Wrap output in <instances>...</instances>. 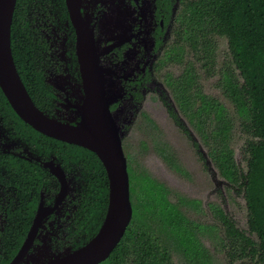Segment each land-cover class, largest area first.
Returning a JSON list of instances; mask_svg holds the SVG:
<instances>
[{"label": "flooded vegetation", "instance_id": "af4514ba", "mask_svg": "<svg viewBox=\"0 0 264 264\" xmlns=\"http://www.w3.org/2000/svg\"><path fill=\"white\" fill-rule=\"evenodd\" d=\"M29 1L25 20L32 25L33 54L41 69L31 90L37 100L49 103L44 110L37 106L40 110L76 125L81 121L80 106L98 87L95 93L108 101L123 141L140 119L137 115L150 93L158 94L174 114L172 91L166 84L168 95L158 79L165 83L182 79L188 64L196 63L188 48L183 64L172 56L180 48L181 16L194 0ZM81 35L88 36L89 46H83ZM174 67L181 69L179 75L170 73ZM141 115L151 124L144 112ZM54 140L41 138L17 122L8 108L0 107V264H11L19 254L39 210L42 218L18 264L45 261L83 245L88 241L81 235L93 232L89 225L102 224V215H87L93 190L87 176L92 167L86 166L84 157L70 154L71 146L78 145ZM126 156L127 161L139 162Z\"/></svg>", "mask_w": 264, "mask_h": 264}, {"label": "trees", "instance_id": "16d2710c", "mask_svg": "<svg viewBox=\"0 0 264 264\" xmlns=\"http://www.w3.org/2000/svg\"><path fill=\"white\" fill-rule=\"evenodd\" d=\"M30 6L29 0H17L12 52L30 96L44 110L48 101L37 100L31 90L41 69H37L33 54L32 25L25 20ZM177 33L180 48L172 51L174 60L183 64L188 48L200 68L195 69L196 63L190 62L182 79H166V84L180 112L208 147L216 169L243 194L248 231L237 227L234 219L217 205H211L213 225L190 218L191 213L200 214L199 200L177 195L172 202V191L128 158L133 218L118 246L101 264H176L174 257L185 264H264V0H194L186 5ZM219 37L227 40L229 53L217 70ZM39 45L42 48L44 44L40 41ZM199 70L210 77L220 75L217 87L234 106L235 116L218 99L203 92ZM0 107L8 108L17 122L41 138L55 141L24 123L1 88ZM172 116L176 120V115ZM237 120L246 137V171L237 163L231 145ZM71 148V155L84 157L86 166L92 167V174L87 176L93 187L87 215H102L103 223L109 204L106 169L95 153L79 146ZM158 152L171 168L182 171L166 149L160 148ZM100 223L89 225L94 226L93 232L81 236L89 241ZM203 238L211 241L214 253L205 246Z\"/></svg>", "mask_w": 264, "mask_h": 264}, {"label": "water", "instance_id": "95a60500", "mask_svg": "<svg viewBox=\"0 0 264 264\" xmlns=\"http://www.w3.org/2000/svg\"><path fill=\"white\" fill-rule=\"evenodd\" d=\"M16 4L17 0H0L2 92L16 114L36 131L95 153L103 163L109 180L108 209L97 233L83 245L71 246L45 261L32 259L29 264H101L118 246L133 218L128 161L123 147L124 133L110 115L108 101L95 93L98 88L95 86L94 92L85 100V106H80L81 121L76 125L58 121L35 105L18 72L12 52L11 31ZM87 38V35L84 38L81 35V43L85 47L90 44ZM56 174L62 177L57 171ZM41 218L39 210L27 242L11 264L21 262Z\"/></svg>", "mask_w": 264, "mask_h": 264}, {"label": "rangeland", "instance_id": "374dc122", "mask_svg": "<svg viewBox=\"0 0 264 264\" xmlns=\"http://www.w3.org/2000/svg\"><path fill=\"white\" fill-rule=\"evenodd\" d=\"M217 43V70H219L227 59L228 43L225 38H216ZM187 57V55H186ZM191 61V59H190ZM198 69L200 65L198 64ZM181 69L173 68L170 73L179 75ZM200 72V70H199ZM200 83L203 92L210 97H214L222 103L226 109L235 116V110L217 87L220 79L219 74L210 77L200 72ZM161 86H165L167 94L171 95L165 81L158 79ZM172 110L178 118V122L172 117L168 107L161 101L159 95L150 93L144 100L141 113L144 112L152 123L143 119L141 113L140 119L136 121L131 131L126 134L123 141L125 155L136 157L139 162L135 164L142 166L143 169L151 175L152 178L166 185L171 191L170 200L175 201L177 195H182L188 199H196L201 203L200 214H189L188 216L201 224L213 225L214 217L211 205L221 207L230 217L234 219L237 227L248 231L247 221L248 212L246 201L243 194L238 193L221 176L208 155V147L203 143L202 138L187 118L179 111L175 101L170 96ZM146 143V150L141 144ZM246 137L239 129V121H236L234 129V138L232 148L235 152V158L241 169L247 170L244 148ZM196 144L198 146H196ZM166 149L173 157L175 162L181 168L178 172L171 168L158 149ZM141 154V155H140ZM127 157V156H126ZM203 243L213 253L214 248L211 241L203 238ZM221 256V253L217 254ZM176 264H185L174 257Z\"/></svg>", "mask_w": 264, "mask_h": 264}]
</instances>
